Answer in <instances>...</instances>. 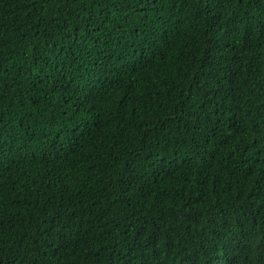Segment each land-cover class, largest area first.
<instances>
[{
  "label": "trees",
  "instance_id": "trees-1",
  "mask_svg": "<svg viewBox=\"0 0 264 264\" xmlns=\"http://www.w3.org/2000/svg\"><path fill=\"white\" fill-rule=\"evenodd\" d=\"M0 264H264V0H0Z\"/></svg>",
  "mask_w": 264,
  "mask_h": 264
}]
</instances>
